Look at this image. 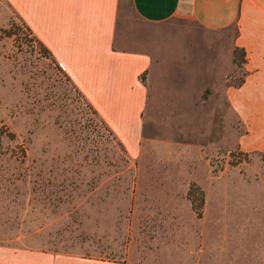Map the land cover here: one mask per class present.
I'll list each match as a JSON object with an SVG mask.
<instances>
[{"label": "rangeland", "instance_id": "rangeland-1", "mask_svg": "<svg viewBox=\"0 0 264 264\" xmlns=\"http://www.w3.org/2000/svg\"><path fill=\"white\" fill-rule=\"evenodd\" d=\"M153 117L131 156L0 0V246L126 264H264V152L225 85ZM146 83V74L141 75ZM203 195V200H201Z\"/></svg>", "mask_w": 264, "mask_h": 264}, {"label": "crops", "instance_id": "crops-1", "mask_svg": "<svg viewBox=\"0 0 264 264\" xmlns=\"http://www.w3.org/2000/svg\"><path fill=\"white\" fill-rule=\"evenodd\" d=\"M7 2L131 156L153 117L219 91L244 49L243 81L225 95L247 127L242 152H264V0ZM0 264L126 263L0 246Z\"/></svg>", "mask_w": 264, "mask_h": 264}, {"label": "trees", "instance_id": "trees-1", "mask_svg": "<svg viewBox=\"0 0 264 264\" xmlns=\"http://www.w3.org/2000/svg\"><path fill=\"white\" fill-rule=\"evenodd\" d=\"M28 27V26H27ZM29 28V27H28ZM30 30V29H29ZM31 31V30H30ZM40 42V41H39ZM41 43V42H40ZM42 44V43H41ZM43 45V44H42ZM44 46V45H43ZM45 50L49 53L50 51L44 46ZM52 55V54H51ZM233 62L236 66L238 67H243L244 63L246 62V55H245V51L242 48H238L235 47L233 50ZM141 80L144 81V78L141 77ZM243 80L240 79V81L238 82L239 84L242 82ZM80 91V90H79ZM81 92V91H80ZM82 94V92H81ZM83 95V94H82ZM84 96V95H83ZM85 97V96H84ZM86 99V98H85ZM89 105L91 106V108H93V106L89 103ZM93 112L95 114H98V112L93 108ZM201 200H203V195H201Z\"/></svg>", "mask_w": 264, "mask_h": 264}]
</instances>
